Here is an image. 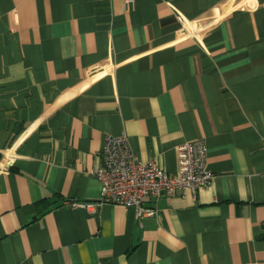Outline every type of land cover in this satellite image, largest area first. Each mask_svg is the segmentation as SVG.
<instances>
[{
  "label": "crops",
  "instance_id": "1",
  "mask_svg": "<svg viewBox=\"0 0 264 264\" xmlns=\"http://www.w3.org/2000/svg\"><path fill=\"white\" fill-rule=\"evenodd\" d=\"M122 132L171 174L204 138L212 182L66 204ZM0 264H264V0H0Z\"/></svg>",
  "mask_w": 264,
  "mask_h": 264
},
{
  "label": "built area",
  "instance_id": "2",
  "mask_svg": "<svg viewBox=\"0 0 264 264\" xmlns=\"http://www.w3.org/2000/svg\"><path fill=\"white\" fill-rule=\"evenodd\" d=\"M132 0H125L126 6ZM101 164L90 170L100 183V195L93 202H65L88 211L114 204L132 208L136 220L157 217V202L162 197L185 196L188 191L208 186L214 175L207 168V148L204 138L181 142L176 147L177 167L171 174L151 158L138 159L131 152L127 135L106 134L100 151ZM150 205L146 204V201Z\"/></svg>",
  "mask_w": 264,
  "mask_h": 264
},
{
  "label": "rangeland",
  "instance_id": "3",
  "mask_svg": "<svg viewBox=\"0 0 264 264\" xmlns=\"http://www.w3.org/2000/svg\"><path fill=\"white\" fill-rule=\"evenodd\" d=\"M128 7V6H127ZM213 180V179H212ZM212 182V181H211ZM159 210V209H158Z\"/></svg>",
  "mask_w": 264,
  "mask_h": 264
}]
</instances>
